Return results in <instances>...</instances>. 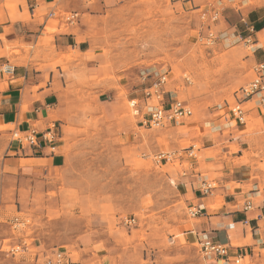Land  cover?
I'll return each mask as SVG.
<instances>
[{
	"label": "rangeland",
	"instance_id": "1",
	"mask_svg": "<svg viewBox=\"0 0 264 264\" xmlns=\"http://www.w3.org/2000/svg\"><path fill=\"white\" fill-rule=\"evenodd\" d=\"M213 1L127 0L99 13L97 0H56V20L63 13L79 15L78 27L91 48L85 60L95 67L76 62L67 76L61 108L79 131L54 178L34 182L9 173L11 127L0 126V224L11 238L5 252L13 249L17 260L31 261L39 252L48 257L58 251L68 264H207L202 240L190 229L195 219L177 191L187 167L186 145L177 135L184 129H152L142 121L148 105H159L144 95L159 74L167 75L165 91L192 110L183 124L199 125L226 115L236 92L254 77L248 62L254 49L241 39L239 25L227 29L219 19H201L216 10ZM195 130L202 135V127ZM165 152L181 158L153 160ZM125 218L135 224L124 226Z\"/></svg>",
	"mask_w": 264,
	"mask_h": 264
},
{
	"label": "crops",
	"instance_id": "2",
	"mask_svg": "<svg viewBox=\"0 0 264 264\" xmlns=\"http://www.w3.org/2000/svg\"><path fill=\"white\" fill-rule=\"evenodd\" d=\"M125 1L97 0L95 11L103 13ZM55 2L0 0V68L6 62L15 67L9 79L0 73V126L11 127L9 136L13 131L24 134L33 128L43 132L52 125L58 134L52 145L40 150L9 145L5 159L8 172L34 182L54 178L62 170L67 143L79 131L73 124L76 121L61 108L69 72L77 64L95 67L93 61L85 60L91 48L79 23L69 26L46 18L49 11H60ZM210 5L214 12L222 11L217 12L218 19L227 29L239 25L240 38L252 44L248 62L253 77V69L264 65V0H214ZM230 16H235V21L224 19ZM48 27L55 32L46 33ZM12 50L18 54H10ZM170 85L175 87L172 82ZM163 98L160 104L165 105L176 96L164 86ZM241 106L243 125L234 126L229 113L200 125H177L184 129L177 135L186 145L182 162L187 166L178 179L177 191L187 207L203 208L201 215L193 218L192 234L196 240H211L228 248L225 259H206L207 264H234L238 256L243 264H264V107L256 98L243 101ZM199 126L201 136L195 130ZM202 182L214 185L209 195H202ZM247 204L250 210H245ZM10 239L8 228L0 224V264H42L46 259L39 252L31 261L17 260L13 249L10 253L3 250Z\"/></svg>",
	"mask_w": 264,
	"mask_h": 264
},
{
	"label": "built area",
	"instance_id": "3",
	"mask_svg": "<svg viewBox=\"0 0 264 264\" xmlns=\"http://www.w3.org/2000/svg\"><path fill=\"white\" fill-rule=\"evenodd\" d=\"M46 18L55 19L56 11H49L46 14ZM206 18L211 23L215 22L218 20V13H203L201 15V19L205 20ZM78 19L79 15L77 13H63L59 21L65 25L74 26L78 23ZM207 40L210 43L215 40L214 34L210 31L208 33ZM0 73L3 77L9 79L13 77L15 67L11 63L6 62L1 66ZM253 73L254 77L252 80L236 92L235 102L226 106L228 109L227 113H229L234 121L239 125H243L245 123V113L243 107L241 106L243 101L256 98L257 103L264 107V65H257L253 69ZM184 80L186 83L190 84L187 77H184ZM167 81V75L165 73L159 74L152 80L150 86L144 91L145 99L147 101L155 99L157 103H159L158 106L147 107L146 118L142 121V124L147 125L149 128L159 129L168 125H179L192 116L190 106L178 99H173L165 105L160 104L163 99V87L166 85ZM130 105L131 108L135 109V114L138 115L139 110L137 109V102L132 100ZM10 138L11 141L18 146L40 150L45 145H52L58 139V134L56 133L55 126L52 125L43 132H38L35 128L30 129L24 134L13 131L10 134ZM176 158H181V154L178 152H165L157 154L154 156L153 160L156 163H160L169 162ZM214 188L215 187L211 182H202L200 185L201 193L204 196L209 195ZM250 209L251 205L247 204L245 210ZM202 212L203 208L200 206L188 207V216L190 218H196L201 215ZM123 224L124 226H132L135 224V219L125 218L123 220ZM199 246L204 259H225L228 256V248L226 246L212 242L211 240H202ZM233 263L243 264L239 256L233 260ZM42 264H68V261L64 253L57 251L46 257Z\"/></svg>",
	"mask_w": 264,
	"mask_h": 264
}]
</instances>
